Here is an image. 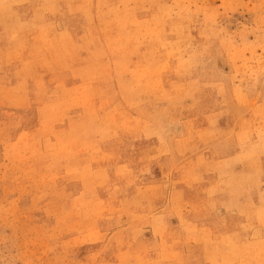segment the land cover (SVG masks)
I'll return each mask as SVG.
<instances>
[{
	"label": "rangeland",
	"instance_id": "obj_1",
	"mask_svg": "<svg viewBox=\"0 0 264 264\" xmlns=\"http://www.w3.org/2000/svg\"><path fill=\"white\" fill-rule=\"evenodd\" d=\"M0 264H264V0H0Z\"/></svg>",
	"mask_w": 264,
	"mask_h": 264
},
{
	"label": "bare ground",
	"instance_id": "obj_2",
	"mask_svg": "<svg viewBox=\"0 0 264 264\" xmlns=\"http://www.w3.org/2000/svg\"><path fill=\"white\" fill-rule=\"evenodd\" d=\"M86 1V0H85ZM124 4V3H123ZM85 8V7H84ZM125 9H127V8H125ZM110 10V9H109ZM120 10V9H119ZM124 10V9H123ZM123 10H121V11H123ZM124 14V13H123ZM131 17V16H130ZM126 17H124V19H125ZM98 19V18H97ZM133 19V18H132ZM110 20V19H109ZM126 20V19H125ZM112 23V22H111ZM133 23V22H132ZM111 25V24H110ZM11 26V25H10ZM9 26V27H10ZM121 26V25H120ZM10 28H12V27H10ZM118 29V28H117ZM10 31H12V30H10ZM126 31V30H125ZM40 33V32H39ZM44 34H45V32H44ZM46 39V38H45ZM131 39V38H130ZM47 40V39H46ZM47 42V41H46ZM109 45V44H108ZM43 46V45H42ZM109 47V46H108ZM107 47V48H108ZM52 48V47H51ZM83 49V48H82ZM67 53V52H66ZM85 59V58H84ZM83 59V60H84ZM37 61V60H36ZM56 61V60H55ZM85 76V75H84ZM86 77V76H85ZM85 79V78H84ZM117 80V79H116ZM93 82V81H92ZM119 84V83H118ZM92 86V85H91ZM132 87V86H131ZM91 91V90H90ZM85 93V92H84ZM84 95V94H83ZM87 96V95H86ZM84 97V96H83ZM90 98V97H89ZM70 99V98H69ZM4 100V99H3ZM68 100V99H67ZM69 101V100H68ZM87 102H88V100H87ZM26 105V104H25ZM76 105V104H75ZM20 106V105H19ZM11 107V106H10ZM134 107H135V105H134ZM38 110H39V108H38ZM43 114V113H42ZM44 115V114H43ZM121 115V114H120ZM49 116V115H48ZM48 122V121H47ZM69 122V121H68ZM126 122V121H125ZM49 123V122H48ZM72 123V122H71ZM148 124V123H147ZM135 131V130H134ZM263 131V130H262ZM56 132V131H55ZM53 133V132H52ZM58 133V132H57ZM108 133V132H107ZM261 133V132H260ZM76 135V134H75ZM114 135V134H113ZM117 135V134H116ZM63 136V135H62ZM69 136H70V134H69ZM77 136V135H76ZM100 136V135H99ZM256 137V136H255ZM100 138V137H99ZM250 138V137H249ZM55 139V138H54ZM64 139V138H63ZM56 140V139H55ZM262 145V144H261ZM87 147V146H86ZM60 149V148H59ZM252 152V151H251ZM61 160V159H60ZM68 167V166H67ZM48 172V171H47ZM55 175V174H54ZM62 177V176H61ZM43 180V179H42ZM43 182V181H42ZM39 184V183H38ZM43 185H45V184H43ZM248 192V191H247ZM116 198V197H115ZM142 202V201H141ZM245 207V206H244ZM137 215V214H136ZM142 219V218H141ZM171 257V256H170Z\"/></svg>",
	"mask_w": 264,
	"mask_h": 264
}]
</instances>
